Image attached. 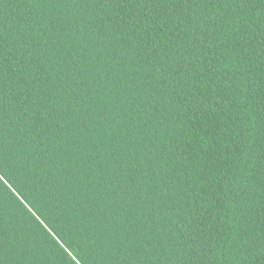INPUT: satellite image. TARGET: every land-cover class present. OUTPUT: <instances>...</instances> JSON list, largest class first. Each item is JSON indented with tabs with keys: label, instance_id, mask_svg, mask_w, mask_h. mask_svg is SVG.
<instances>
[{
	"label": "trees",
	"instance_id": "obj_1",
	"mask_svg": "<svg viewBox=\"0 0 264 264\" xmlns=\"http://www.w3.org/2000/svg\"><path fill=\"white\" fill-rule=\"evenodd\" d=\"M264 0H0V264H264Z\"/></svg>",
	"mask_w": 264,
	"mask_h": 264
},
{
	"label": "snow or ice",
	"instance_id": "obj_2",
	"mask_svg": "<svg viewBox=\"0 0 264 264\" xmlns=\"http://www.w3.org/2000/svg\"><path fill=\"white\" fill-rule=\"evenodd\" d=\"M123 2V0H121ZM136 2H139V0H136ZM261 192L264 193V187L261 188Z\"/></svg>",
	"mask_w": 264,
	"mask_h": 264
}]
</instances>
